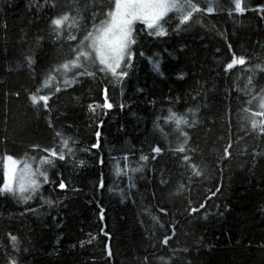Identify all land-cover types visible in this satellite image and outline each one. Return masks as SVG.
Instances as JSON below:
<instances>
[{"label": "trees", "instance_id": "16d2710c", "mask_svg": "<svg viewBox=\"0 0 264 264\" xmlns=\"http://www.w3.org/2000/svg\"><path fill=\"white\" fill-rule=\"evenodd\" d=\"M193 2L203 10L184 25L168 14L165 36L135 24L122 79L92 61L70 86L56 73L45 111L29 94L115 2L0 0V187L5 155L19 166L65 152L34 194L0 192V264H264V135L251 115L264 97V0H242L243 13L233 0ZM64 13L75 22L57 36L50 19ZM233 56L245 64L225 72ZM169 109L195 121L182 126L184 153Z\"/></svg>", "mask_w": 264, "mask_h": 264}, {"label": "snow or ice", "instance_id": "6c2138e0", "mask_svg": "<svg viewBox=\"0 0 264 264\" xmlns=\"http://www.w3.org/2000/svg\"><path fill=\"white\" fill-rule=\"evenodd\" d=\"M234 8L236 13H243L244 8L242 6V0H233ZM54 6V5H53ZM203 9L199 7L193 0H115L114 9L108 12L109 20L103 21L99 27L93 26V30L88 32L83 39L80 40L79 44L72 49L73 55L67 57L63 63L58 66L52 67L49 73L41 81L40 85L37 87L34 93L29 94L28 100L34 108L37 110L39 106H43L45 111L49 110V100L51 93L50 91L45 94V90L50 88V81L54 78L55 74L63 71L67 74L71 69H84V71H75L71 73V79H64L62 83L65 86H70L71 83L76 82L77 77L88 74L92 75V71H89V65L86 61H92V63L99 62L101 65L100 70L110 73L117 80L122 79L127 73L124 71L123 64H127L131 60V55L128 51V46L133 41L131 40V30L134 21L139 20L143 23L147 29H149L150 35L155 36H165L167 35L164 30V23L167 21L165 17L168 16L170 12L178 14L179 25H184L188 22L194 13L201 12ZM207 13L212 14L214 9L209 6L206 9ZM75 22V17H70L68 13H64L59 16L52 17L50 19V28L55 32V35L59 36L62 26L69 20ZM171 19V17H169ZM179 25L177 30L179 31ZM40 37L36 39V45L39 46ZM70 40L78 39L77 36L69 35ZM127 57V59H125ZM28 62L29 67L34 63L31 56L25 57ZM245 64V59L243 57L233 56L232 60L225 64L224 70L227 72L232 69L235 65ZM259 67V66H258ZM154 68L159 71L158 64L154 65ZM264 71V68H261ZM182 78V77H181ZM61 89L56 88L59 92ZM251 103V101H249ZM103 108L109 109L112 104L108 102L107 96L103 103ZM92 107L91 105L89 106ZM259 109L260 111H253L251 115L253 117H261L259 121V128L261 135H264V97L259 98ZM244 112H248V108L243 109ZM166 122L171 121L176 125V132L180 137H184L183 143H179L174 149L176 152L184 153V144L188 141V134L183 130L182 126H191L195 121H189L184 116L178 115L169 109L168 116L165 118ZM51 126V125H50ZM251 126L253 129L257 128V121L251 120ZM60 135V133H57ZM99 135V133H97ZM61 144L65 146L68 152H71V147L68 146L69 142L67 139H62ZM96 145H93L95 147ZM230 145L224 149V155L227 157L230 155ZM42 151L47 152L48 156L39 157L41 164L51 163L49 158H56L63 160L65 159L64 150L57 151L55 149H43ZM154 153L159 154L161 152L160 147H154L152 149ZM155 158V157H153ZM148 157L141 156V160H146ZM183 161L187 163L190 158L187 155L182 157ZM3 175L4 183L0 187V192H13V193H26L29 191H35L39 187V182L37 180V175L42 176L43 182L47 183V173L42 171L39 165L33 170L32 166L28 163L23 164L22 169H17V161H15L11 156L5 155L3 157ZM192 168L193 173L199 176L201 173L194 164H188ZM127 168V165L124 166ZM138 169H134L137 171ZM116 174H122L121 168L118 166L116 168ZM163 182V181H162ZM15 184V187L13 186ZM60 189L66 187L65 183L61 181L58 185ZM101 187L103 183L101 182ZM218 191V190H217ZM21 199H27L26 196L21 195ZM201 208L204 207L202 204ZM102 211V210H101ZM163 211V210H162ZM198 209L191 208V212H196ZM155 220L156 218L153 217ZM9 239L15 244L16 237L9 234ZM170 237L165 236L162 243L167 244ZM9 264H16L15 260H10Z\"/></svg>", "mask_w": 264, "mask_h": 264}, {"label": "rangeland", "instance_id": "374dc122", "mask_svg": "<svg viewBox=\"0 0 264 264\" xmlns=\"http://www.w3.org/2000/svg\"><path fill=\"white\" fill-rule=\"evenodd\" d=\"M114 2H115V0H114ZM171 13H174V12H170L169 14H171ZM110 19V17L108 16V17H106V20L105 21H107V20H109ZM135 24H143V23H141L139 20H137V21H134L133 22V24H132V29L134 28V26H135ZM144 25V24H143ZM99 27V26H98ZM131 33H132V30H131ZM98 62V61H97ZM99 63V62H98ZM87 64V63H86ZM91 64V63H90ZM76 71H77V69H75ZM72 71V69L70 68V70H69V72L68 73H70ZM67 73V74H68ZM67 74H65L63 71L61 72V74H60V77H61V83H62V81L64 80V79H68L67 77H66V75ZM60 83V82H59ZM63 84V83H62ZM21 164V163H20ZM24 164V163H23ZM23 164H21V165H16V167H17V169H22L23 168ZM28 164H30L31 166H32V168H33V170H35V168H36V166L37 165H39V167L41 168V170L42 171H46V169H44V167H45V165L46 164H41L40 163V160H31V161H29L28 162ZM43 177L42 176H39V175H37V180H38V182H39V187H40V184L42 183V181H43ZM3 186V185H2ZM14 187H15V184L13 185ZM39 187L38 188H36L35 189V191H29V192H26V193H23V194H25V195H32V194H34L38 189H39ZM18 194H20V193H18Z\"/></svg>", "mask_w": 264, "mask_h": 264}]
</instances>
